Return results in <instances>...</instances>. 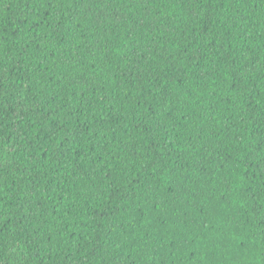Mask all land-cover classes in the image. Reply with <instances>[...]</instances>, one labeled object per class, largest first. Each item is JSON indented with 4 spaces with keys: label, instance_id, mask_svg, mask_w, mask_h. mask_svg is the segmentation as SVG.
Returning <instances> with one entry per match:
<instances>
[{
    "label": "trees",
    "instance_id": "16d2710c",
    "mask_svg": "<svg viewBox=\"0 0 264 264\" xmlns=\"http://www.w3.org/2000/svg\"><path fill=\"white\" fill-rule=\"evenodd\" d=\"M0 264H264V0H0Z\"/></svg>",
    "mask_w": 264,
    "mask_h": 264
}]
</instances>
